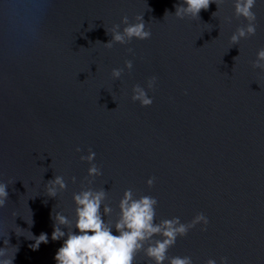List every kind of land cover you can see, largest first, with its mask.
<instances>
[{
    "label": "water",
    "instance_id": "1",
    "mask_svg": "<svg viewBox=\"0 0 264 264\" xmlns=\"http://www.w3.org/2000/svg\"><path fill=\"white\" fill-rule=\"evenodd\" d=\"M181 2L0 0V182L9 185L0 247L15 254L13 264H56L67 236L51 239L53 216L75 221L72 195L87 186L80 156L89 149L102 172L90 186L107 191L113 210L105 220L115 223L132 188L135 198L157 199L156 223L208 218L205 231L178 237L169 257L264 264V72L252 67L264 47V0L253 9L256 34L237 45L229 37L246 21L233 17V0L218 10L211 3L197 19L172 15ZM138 14L151 38L104 48L105 29ZM125 60L131 71L113 80ZM136 84L150 106L131 100ZM55 175L67 187L51 198L44 184ZM42 233L48 242L34 250ZM134 264L152 262L141 252Z\"/></svg>",
    "mask_w": 264,
    "mask_h": 264
},
{
    "label": "clouds",
    "instance_id": "2",
    "mask_svg": "<svg viewBox=\"0 0 264 264\" xmlns=\"http://www.w3.org/2000/svg\"><path fill=\"white\" fill-rule=\"evenodd\" d=\"M211 3H215L217 10L224 3V0H182L176 4L174 15L177 19H197L201 10H207ZM257 0H233V17L246 21L238 26L229 37L232 45H237L242 39H247L256 34V7ZM215 13V12H214ZM213 13V14H214ZM169 13L166 12L165 15ZM233 17H225L226 23H231ZM121 25L124 27L121 29ZM111 39L102 43L104 48L111 49L114 44H130L133 39L146 40L151 38V30L146 26L142 14L134 17V22H129L128 16L121 17L119 24H113L111 28L105 29ZM101 43V42H100ZM129 53L133 52L128 48ZM235 60V57H234ZM133 63L131 60L124 61V68H113L110 75L113 80H118L124 69L131 71ZM253 69L264 72V47L256 53V59L252 61ZM156 77H149L147 89L152 90L156 84ZM131 100L139 102L142 107L150 106L153 102L148 97L145 88L139 84L133 85ZM76 152L81 149L77 147ZM95 153L89 149L86 156H80L81 161L89 164L87 169V186L82 184L78 193H73L75 221H71L60 212L53 216L54 227L51 234L52 240L64 239L63 245L57 250L54 257L56 264H134L136 256L143 252V255L152 264H193L190 256H168V250L173 247L178 237H184L197 225H202L201 231H205L209 223L208 218L202 212L196 215L187 223H182L179 217L163 219L155 222L157 199L153 196L143 195L135 198L132 188L123 192L118 204V218L112 224L103 217L112 213V208L104 203L107 198V191L102 188L93 189L92 177L102 174L101 168L94 163ZM73 183L76 177H71ZM155 177H150L146 184L151 187ZM8 183L0 182V208L5 207L8 201ZM67 187L63 176L55 175L53 179L44 184V190L48 197L56 198L59 193ZM103 205V207H102ZM102 209V210H101ZM61 226L68 229L67 233L61 230ZM73 228L77 231L74 232ZM113 229L117 234H113ZM35 243L31 247L35 250L41 243L48 242L47 234H40L34 237ZM7 245V241L4 242ZM8 248L0 247V264H13L15 254L7 258ZM205 264H216L214 259H208ZM220 264H228L227 257L220 258Z\"/></svg>",
    "mask_w": 264,
    "mask_h": 264
}]
</instances>
